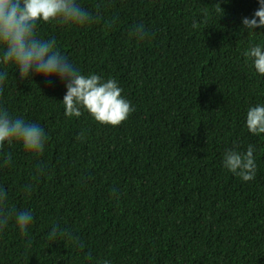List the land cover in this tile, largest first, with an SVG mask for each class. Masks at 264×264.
Listing matches in <instances>:
<instances>
[{"label":"trees","instance_id":"1","mask_svg":"<svg viewBox=\"0 0 264 264\" xmlns=\"http://www.w3.org/2000/svg\"><path fill=\"white\" fill-rule=\"evenodd\" d=\"M78 2L102 4L103 19L39 22L38 35L81 74L114 79L135 111L116 127L67 117L66 81L20 83L7 66L0 108L47 138L39 156L19 144H5L10 164L0 154L6 206L33 214L26 236L14 218L0 231V264H264V134L246 127L248 109L264 105V76L245 56L264 50V27L242 23L258 0ZM140 24L142 41L130 35ZM249 145L256 174L245 182L223 156ZM53 225L84 247L49 241Z\"/></svg>","mask_w":264,"mask_h":264},{"label":"clouds","instance_id":"2","mask_svg":"<svg viewBox=\"0 0 264 264\" xmlns=\"http://www.w3.org/2000/svg\"><path fill=\"white\" fill-rule=\"evenodd\" d=\"M259 8L252 18H243L245 29L264 27V0H258ZM102 4L96 5L92 12L83 7L78 0H0V85L7 75V66H13L19 72L20 83L30 80L32 74L49 77L58 76L66 81V94L63 97L65 116L80 117L87 112L95 122L101 125L119 126L135 111L130 102L122 95V89L114 79L104 81L96 74H81L78 68L55 50L54 39H44L38 35L39 22L61 27L73 25H91L103 19ZM258 18V21H257ZM193 28L199 24L193 21ZM132 38L142 41L147 38L143 24L137 25L130 33ZM246 58L253 61L255 71L264 76V50L260 45L251 47L245 52ZM3 89L0 87V93ZM246 127L253 135L264 134V105L250 107L246 115ZM82 135V134H81ZM47 134L39 124L26 122L23 118L13 117L7 109L0 108V154L4 164H10L12 156L4 152L5 144L22 146L24 153L39 156L43 153ZM79 138V137H78ZM254 148L248 146L246 153L225 151L223 166L243 181L255 178L256 164L253 156ZM42 169H38V175ZM32 185L26 186L30 194ZM7 193L0 187V231L14 218L19 234H28V227L33 219L29 210H15L6 206ZM59 238H67L80 248L84 245L78 237L65 229L53 225L47 236L51 242ZM91 259V257H89ZM103 264H107L104 261Z\"/></svg>","mask_w":264,"mask_h":264}]
</instances>
